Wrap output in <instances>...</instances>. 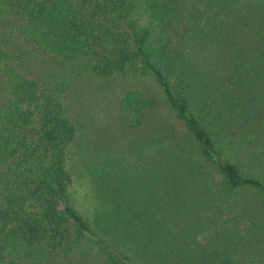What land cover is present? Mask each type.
<instances>
[{
	"label": "trees",
	"instance_id": "1",
	"mask_svg": "<svg viewBox=\"0 0 264 264\" xmlns=\"http://www.w3.org/2000/svg\"><path fill=\"white\" fill-rule=\"evenodd\" d=\"M139 9L166 37L153 41L148 28L137 27ZM21 44L95 78L151 77L193 147L194 162L178 158L177 167L188 173L166 180L153 218L116 195L110 204L100 185V233L112 244L92 231L69 197L65 161L77 126L61 97L70 83L46 86L29 77L12 50ZM205 51L220 53L207 61ZM224 71L246 97L263 100L264 0H0V264H38L40 257L69 254L80 242L95 246L103 264H140L135 255L149 263L187 264L197 214L184 212L187 203H229L250 189L256 197L248 203L263 205L264 183L223 157L227 132L235 127L221 96ZM118 105L134 127L142 125L143 90H127ZM173 205V213L166 212Z\"/></svg>",
	"mask_w": 264,
	"mask_h": 264
},
{
	"label": "rangeland",
	"instance_id": "2",
	"mask_svg": "<svg viewBox=\"0 0 264 264\" xmlns=\"http://www.w3.org/2000/svg\"><path fill=\"white\" fill-rule=\"evenodd\" d=\"M133 20L139 29H149L151 40L166 37L163 27L148 24L143 10H137ZM222 48L226 49V45ZM224 49L220 52L231 58V53ZM12 50L21 63V70L29 77L39 79L41 84L47 86L58 80L70 83L61 97L77 126L76 139L68 149L65 161L71 177L69 197L92 231L112 244L109 235L100 233L99 223L104 218L98 198L100 185L110 193V204L116 195L132 206H142L143 216L145 212L147 217L153 218L151 211L160 208L162 195L167 190L166 180L188 173L179 170L178 158L189 162L195 159L189 139L181 126L172 122L161 90L153 79L138 74L99 79L24 44L14 46ZM215 55H207L205 51L202 57L211 61ZM222 74L225 115L231 116L229 122L233 119L235 125L227 132L229 144L223 157L238 165L245 177L264 183V91L262 101L251 95L246 97L230 72ZM232 82L236 90L233 95ZM131 89L143 90L148 99L139 127H134L133 121L118 105L123 94ZM190 109L194 111L193 104ZM185 187L190 191L188 184ZM250 196L256 197L252 190L245 189L229 203L203 200L198 205L187 203L183 207L184 212L194 209L197 212L192 223L193 241L190 244L193 248L185 259L187 264H264V204L248 203ZM176 206L165 208L166 212L173 213ZM181 211L177 217L181 219L180 223L185 221ZM230 212L233 214L228 219ZM140 230L146 231L141 226ZM135 260L140 264H155L144 261L139 255H135ZM37 263L103 264L95 246L87 242H80L67 255L40 257Z\"/></svg>",
	"mask_w": 264,
	"mask_h": 264
}]
</instances>
